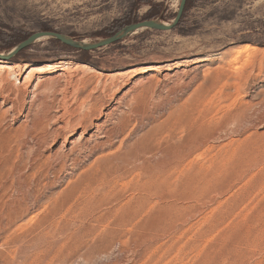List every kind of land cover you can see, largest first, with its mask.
<instances>
[{"label":"rangeland","instance_id":"1","mask_svg":"<svg viewBox=\"0 0 264 264\" xmlns=\"http://www.w3.org/2000/svg\"><path fill=\"white\" fill-rule=\"evenodd\" d=\"M151 1L0 0V54L39 32L93 44L159 8L172 24L181 0ZM183 17L6 60L0 264H264V0Z\"/></svg>","mask_w":264,"mask_h":264},{"label":"water","instance_id":"2","mask_svg":"<svg viewBox=\"0 0 264 264\" xmlns=\"http://www.w3.org/2000/svg\"><path fill=\"white\" fill-rule=\"evenodd\" d=\"M187 3H188V0H181V5L179 8V11H178L174 21L170 25L163 24V23H160L158 21L145 20V21H141L139 23L127 25L121 31H119L118 33L113 35L112 37H109L107 39H103V40L96 42V43H93V44L87 43L85 41H76L69 36H66V35L60 34V33H56V32H39V33L33 34L27 40L20 43L15 49H13L12 53L10 55H8L7 58L12 59L17 54H19L22 50L28 48L29 46L34 44L36 41H38L39 39H43V38L55 39V40L63 43L64 45H66L70 48L88 52V51L100 50L102 48H105V47L111 46L113 44H116L118 42H121L124 39H126L127 37L131 36L132 34L139 32V31H143V30L172 31L179 26V24L183 18V14L186 11ZM0 57H1V54H0Z\"/></svg>","mask_w":264,"mask_h":264},{"label":"bare ground","instance_id":"3","mask_svg":"<svg viewBox=\"0 0 264 264\" xmlns=\"http://www.w3.org/2000/svg\"><path fill=\"white\" fill-rule=\"evenodd\" d=\"M12 51L10 53H8L7 55L2 54L1 57H0L1 58L0 59V78H1V82H4V80L6 78L5 77L6 76L5 74H7V72H9V70L16 68L15 66L12 67L11 64H10V62L6 61V60H10L7 57H8V55H10L12 53ZM68 67H69V64H67V63H60V64H56V65H51V66L47 65V66H42L40 68H36L34 70H31L29 72V74L34 75L35 73L36 74H42V73H48V72L49 73H58V72L64 71ZM80 67H82V68H88L92 72L98 74L99 76L102 75L101 72L96 71V70H94V69H92V68H90V67H88L86 65H79L77 68H80ZM154 69H155V67H148V68H146L147 71H153ZM21 71L22 72L29 71L27 69V65L22 66L21 67Z\"/></svg>","mask_w":264,"mask_h":264},{"label":"trees","instance_id":"4","mask_svg":"<svg viewBox=\"0 0 264 264\" xmlns=\"http://www.w3.org/2000/svg\"><path fill=\"white\" fill-rule=\"evenodd\" d=\"M200 0H188V3H187V7H186V12L188 11V10H190L197 2H199ZM139 4H138V6L139 5H141V4H152V1L151 0H139V2H138ZM138 6L136 7V8H138ZM163 7V4L162 5H160V7ZM157 8H158V6H157ZM161 10H160V8L157 10V11H151L150 13H149V15L148 16H146V19L145 20H155V19H157L158 17H160L161 16ZM144 20V21H145ZM135 23H136V21H135ZM183 23H184V17H183V19L181 20V22H180V24H179V26H182L183 25ZM86 54H88L87 52H85Z\"/></svg>","mask_w":264,"mask_h":264}]
</instances>
